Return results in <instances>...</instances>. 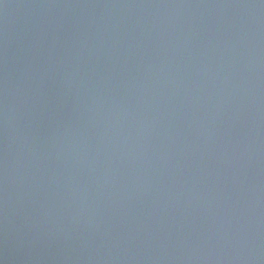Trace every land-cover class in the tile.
<instances>
[{
    "label": "water",
    "instance_id": "1",
    "mask_svg": "<svg viewBox=\"0 0 264 264\" xmlns=\"http://www.w3.org/2000/svg\"><path fill=\"white\" fill-rule=\"evenodd\" d=\"M0 264H264V0H0Z\"/></svg>",
    "mask_w": 264,
    "mask_h": 264
}]
</instances>
